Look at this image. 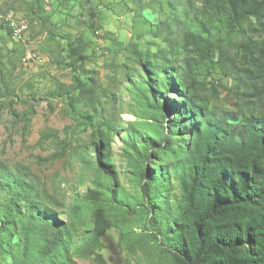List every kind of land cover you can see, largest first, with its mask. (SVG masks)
Listing matches in <instances>:
<instances>
[{
  "label": "rangeland",
  "instance_id": "obj_1",
  "mask_svg": "<svg viewBox=\"0 0 264 264\" xmlns=\"http://www.w3.org/2000/svg\"><path fill=\"white\" fill-rule=\"evenodd\" d=\"M139 1L43 0L44 11L33 13L32 0H0V179L28 172L54 199V204H44L57 223H66L74 203H81L84 222L76 224L77 232L71 234V253L82 228L92 229L106 214L114 225L100 240L106 264H180L160 246L162 238L150 231L138 173L132 166L144 145L156 146L158 134L141 107L140 94L151 99L144 73L128 49L138 45L152 53L167 51L156 38L155 27L170 17L169 3L187 0ZM188 1L202 11L208 34L193 29L194 43H189L178 29L180 48L174 62L195 80V95L232 125H239L245 113L264 117V96L246 99L243 89L236 87L243 68L235 70L231 65L241 64L242 58L239 38L227 41V5ZM10 22L25 27L20 40L14 39ZM208 40L219 43L209 49ZM80 56L89 59L84 69L96 72L94 86L72 105L51 98L59 83L70 85L73 71H81ZM86 117L100 126L106 146L102 155L96 152L97 135ZM103 159L111 178L99 171ZM153 163L167 182L163 207L155 212L164 210L174 218L181 193L172 160L153 159L146 164L148 176L154 174ZM107 195H115L114 205ZM8 198L0 189V206ZM188 223L183 222L182 251L191 243ZM17 240L14 234L9 248L0 247V264H15ZM72 256L76 264H92L90 259Z\"/></svg>",
  "mask_w": 264,
  "mask_h": 264
},
{
  "label": "trees",
  "instance_id": "obj_2",
  "mask_svg": "<svg viewBox=\"0 0 264 264\" xmlns=\"http://www.w3.org/2000/svg\"><path fill=\"white\" fill-rule=\"evenodd\" d=\"M216 1L228 7L224 15L228 21L227 41L235 38L240 41L241 64L231 65L235 70L236 66L243 68V78L236 87L243 89L246 99L261 100L264 0ZM32 2L31 12L44 11L43 0ZM176 2L169 3L170 17L155 27V36L166 44L167 51L152 53L138 45L128 49L133 62L144 73L151 99L146 93L140 94L141 107L158 134L156 148L144 145L132 165L138 173L150 231L162 238L164 244L160 242V246L180 264H264V117L256 116L255 112L245 113L239 125H232L195 95V80L174 62L180 48L178 29L186 33L189 43H194L193 29L205 35L208 31L196 3ZM206 43L209 49H214L219 42ZM78 59L81 71H73L70 85L59 83L50 93L51 98H61L72 105L94 86L96 72L83 66L88 57ZM171 93L175 95L169 99ZM85 122L97 135L99 144L96 143L95 149L102 155L105 142L100 126L93 124L92 117H86ZM167 157L172 160L181 193L174 218H168L164 210L155 212V208L163 207L161 197L167 186L162 169L156 170L153 163L154 174H146L147 163ZM103 163L105 159L99 160V171L106 175ZM0 189L9 197L0 206V247L9 248L14 234L17 236L15 264H76L73 253L81 259H90L92 264H106L100 254L103 249L100 240L114 227L110 215L99 217L92 229L82 228V236L78 235L79 242L71 253V234L77 232L76 224L84 222L80 202L74 203L66 223H57L44 204H54V199L28 172L0 179ZM107 197L114 205L115 195ZM186 220L191 243L189 249L182 251Z\"/></svg>",
  "mask_w": 264,
  "mask_h": 264
},
{
  "label": "built area",
  "instance_id": "obj_3",
  "mask_svg": "<svg viewBox=\"0 0 264 264\" xmlns=\"http://www.w3.org/2000/svg\"><path fill=\"white\" fill-rule=\"evenodd\" d=\"M10 24L14 25V32H13L14 39L20 40L22 38V34L20 33V26L16 25L14 22H10Z\"/></svg>",
  "mask_w": 264,
  "mask_h": 264
},
{
  "label": "bare ground",
  "instance_id": "obj_4",
  "mask_svg": "<svg viewBox=\"0 0 264 264\" xmlns=\"http://www.w3.org/2000/svg\"><path fill=\"white\" fill-rule=\"evenodd\" d=\"M10 28H12V32H14V25L13 24H10ZM24 30H25V27L20 26V33L21 34H23Z\"/></svg>",
  "mask_w": 264,
  "mask_h": 264
}]
</instances>
